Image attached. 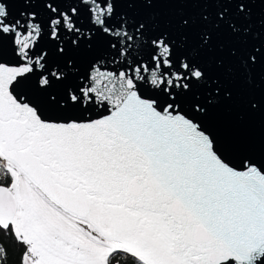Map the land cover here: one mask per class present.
Instances as JSON below:
<instances>
[{"label": "snow or ice", "instance_id": "1", "mask_svg": "<svg viewBox=\"0 0 264 264\" xmlns=\"http://www.w3.org/2000/svg\"><path fill=\"white\" fill-rule=\"evenodd\" d=\"M0 237L264 264V0H0Z\"/></svg>", "mask_w": 264, "mask_h": 264}, {"label": "trees", "instance_id": "2", "mask_svg": "<svg viewBox=\"0 0 264 264\" xmlns=\"http://www.w3.org/2000/svg\"><path fill=\"white\" fill-rule=\"evenodd\" d=\"M0 239L3 240L4 243H6L9 247V251H10V260H9V264H13V260H14V257H12V252H13V246H12V243L9 239L5 238V237H0Z\"/></svg>", "mask_w": 264, "mask_h": 264}, {"label": "water", "instance_id": "3", "mask_svg": "<svg viewBox=\"0 0 264 264\" xmlns=\"http://www.w3.org/2000/svg\"><path fill=\"white\" fill-rule=\"evenodd\" d=\"M183 7H193V6H183ZM199 7H203V6H199ZM257 80H259V77H257Z\"/></svg>", "mask_w": 264, "mask_h": 264}]
</instances>
